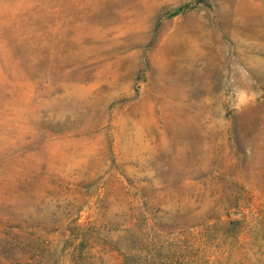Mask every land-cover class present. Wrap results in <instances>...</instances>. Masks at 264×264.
Here are the masks:
<instances>
[{
  "label": "rangeland",
  "instance_id": "obj_1",
  "mask_svg": "<svg viewBox=\"0 0 264 264\" xmlns=\"http://www.w3.org/2000/svg\"><path fill=\"white\" fill-rule=\"evenodd\" d=\"M0 264H264V0H0Z\"/></svg>",
  "mask_w": 264,
  "mask_h": 264
},
{
  "label": "bare ground",
  "instance_id": "obj_2",
  "mask_svg": "<svg viewBox=\"0 0 264 264\" xmlns=\"http://www.w3.org/2000/svg\"><path fill=\"white\" fill-rule=\"evenodd\" d=\"M227 14H228V13H227ZM231 15H235V14H232V13H231ZM208 16H209V15H208ZM226 16H227V15H226ZM206 18L209 19V20H205V22H204L203 19H206ZM218 18H219V17H218ZM227 18H228V17H227ZM233 18H234V17H233ZM230 19H232V18H230ZM200 20H201V24L199 25V22H198V25H199V26H198L197 28H195V31L197 32V34H199V36H198V37H199L198 40H199V39H202L203 37L205 38V35H207V33L205 32V25L207 26V25H208V24H207L208 22H209V24H210V20L212 21V17H211V16H210V17H205V18L203 17V18H201ZM220 20H223V19H220ZM232 20H233V19H232ZM232 20H231V21H232ZM234 20H235V18H234ZM237 20H238V19H237ZM207 21H208V22H207ZM213 22H214V21H213ZM220 22H221V21H220ZM224 22H225V20H224ZM234 22H235V21H234ZM189 23H190V22H189ZM202 23H203V24H202ZM222 24H223V23H222ZM210 25H211V24H210ZM215 26H217V25H215ZM225 26H226V25H225ZM229 26H230V25H229ZM212 28H213V27H212ZM210 31H213V29L210 30ZM210 31H209V32H210ZM222 31H223V30H222ZM234 32H235V31H234ZM213 33H214V32H213ZM215 34H216V33H215ZM190 37H191V36H189V38H190ZM194 37H195V36H194ZM200 37H202V38H200ZM196 38H197V36H196ZM177 39H178V38H177ZM194 39H195V38H194ZM208 39H213V38H211V36H207V37L205 38V40L208 41ZM183 40H184V39H183ZM192 40H193V39H192ZM195 40H196V39H195ZM195 40H194V41H195ZM205 40H204V41H205ZM213 40H214V39H213ZM202 41H203V40H202ZM195 42H196V41H195ZM208 42H209V41H208ZM189 43H190V42H189ZM203 43H204V42H203ZM205 44H206V42H205ZM195 45H196V44H195ZM200 46H201V45H200ZM203 46H204V44H203ZM208 46H209V44H208ZM211 46H212V45H211ZM204 47H205V46H204ZM204 47H203V48H204ZM209 47H210V46H209ZM209 47H208V48H209ZM210 48H211V47H210ZM206 49H207V48H206Z\"/></svg>",
  "mask_w": 264,
  "mask_h": 264
}]
</instances>
